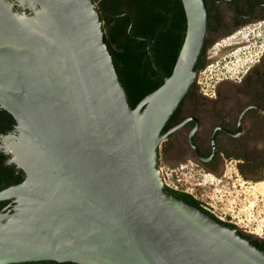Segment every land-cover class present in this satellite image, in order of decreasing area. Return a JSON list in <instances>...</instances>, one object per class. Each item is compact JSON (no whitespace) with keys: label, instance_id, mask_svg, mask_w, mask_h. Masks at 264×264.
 <instances>
[{"label":"water","instance_id":"95a60500","mask_svg":"<svg viewBox=\"0 0 264 264\" xmlns=\"http://www.w3.org/2000/svg\"><path fill=\"white\" fill-rule=\"evenodd\" d=\"M13 1L0 0V104L26 176L0 191L14 203L0 214V264H264V250L177 199L159 171L160 144L184 123L164 128L198 75L206 1L180 0L186 31L170 75L147 41L163 84L135 107L94 0Z\"/></svg>","mask_w":264,"mask_h":264},{"label":"flooded vegetation","instance_id":"af4514ba","mask_svg":"<svg viewBox=\"0 0 264 264\" xmlns=\"http://www.w3.org/2000/svg\"><path fill=\"white\" fill-rule=\"evenodd\" d=\"M205 1L208 30L198 61L200 77L170 117L164 132L181 123L183 126L162 142L165 145L159 153L167 162L191 161L205 171L218 173L234 161L244 178L255 179L264 174V43L259 45L258 53L254 49L261 40L254 36L245 37L246 42L235 40L220 48L214 43L217 39L229 41L234 32L241 35L247 24L264 22V0ZM259 27L258 36H264V25ZM246 48L250 66L235 80L224 76V62H230L229 58L236 57L238 52L245 55ZM214 65L217 73L212 74L210 68ZM17 128L13 116L0 104V191L21 183L26 176L11 153L19 140ZM193 130L192 141L203 160L197 158L190 146L188 139ZM13 208L11 199L0 202V214H11ZM244 236L264 250V241Z\"/></svg>","mask_w":264,"mask_h":264},{"label":"trees","instance_id":"16d2710c","mask_svg":"<svg viewBox=\"0 0 264 264\" xmlns=\"http://www.w3.org/2000/svg\"><path fill=\"white\" fill-rule=\"evenodd\" d=\"M99 8L119 76L133 107L163 84L147 53L148 40L157 69L170 75L185 38L186 20L180 0H94ZM199 69V65H197ZM184 203L210 214L199 201L168 190ZM213 216L212 214H210ZM214 217V216H213ZM217 219V218H216ZM226 225L236 228L234 225ZM30 262L26 264H41ZM52 264H74L69 262Z\"/></svg>","mask_w":264,"mask_h":264},{"label":"rangeland","instance_id":"374dc122","mask_svg":"<svg viewBox=\"0 0 264 264\" xmlns=\"http://www.w3.org/2000/svg\"><path fill=\"white\" fill-rule=\"evenodd\" d=\"M247 25V29L242 30L241 35L234 32V37H230L232 40L224 43L217 39L214 45L220 48V45L223 46L235 40L246 42L245 37L254 36L261 40L254 49V52L258 53L261 50L259 45L264 43V36H258L259 26L262 27L264 22ZM214 50L217 51L216 48ZM247 50L249 49H244L245 55L238 52L236 57L229 58L230 62H224L225 66L222 69L224 76L231 78V80L242 76L243 72L250 66L251 58L248 56ZM210 70L212 74L217 73L216 65ZM224 76L220 75L219 77L224 78ZM198 77H200L199 74L196 80ZM164 145L165 143L160 144V153ZM160 153L158 165L164 168V172L167 173L170 181L180 180L178 183L179 192L189 194L215 218L234 225L242 234L264 241V174L255 179L244 178L234 161L227 164L223 172H209L191 161L167 162Z\"/></svg>","mask_w":264,"mask_h":264},{"label":"built area","instance_id":"2783aa9c","mask_svg":"<svg viewBox=\"0 0 264 264\" xmlns=\"http://www.w3.org/2000/svg\"><path fill=\"white\" fill-rule=\"evenodd\" d=\"M159 166V171L161 173V177H162V182L163 185L168 189V190H173V191H178V183L180 180H176V181H170L168 178V175L166 172H164V168L160 165ZM205 209V208H204ZM206 210V209H205Z\"/></svg>","mask_w":264,"mask_h":264},{"label":"bare ground","instance_id":"6f19581e","mask_svg":"<svg viewBox=\"0 0 264 264\" xmlns=\"http://www.w3.org/2000/svg\"><path fill=\"white\" fill-rule=\"evenodd\" d=\"M242 39H244V38H242ZM232 40V39H231ZM230 43V42H229ZM234 43V42H233ZM228 46H230V45H226V47H228ZM242 50V49H241Z\"/></svg>","mask_w":264,"mask_h":264}]
</instances>
